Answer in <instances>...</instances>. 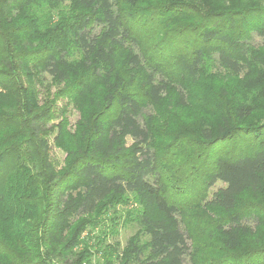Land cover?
Wrapping results in <instances>:
<instances>
[{
  "label": "trees",
  "instance_id": "16d2710c",
  "mask_svg": "<svg viewBox=\"0 0 264 264\" xmlns=\"http://www.w3.org/2000/svg\"><path fill=\"white\" fill-rule=\"evenodd\" d=\"M141 1L0 0V36L6 44L0 56L5 60L0 99L1 83L7 78L18 107L16 114L0 115V129L6 131L0 139V214L14 202L21 228L28 224L32 234L24 236L19 230L17 242L6 245L14 249L11 256L3 254L7 261L67 262L73 247L66 234L71 219L95 213L110 197L132 193L143 207L138 222L146 239L130 241L127 260L237 263L232 253L242 244L247 232L242 221L247 217L234 210L241 195L264 192V123L240 125L253 114L254 105L238 101L223 111L217 135L211 128L203 130L211 147L243 135L254 138L255 144L235 153L220 151L213 158L201 203L221 211L227 224L218 225L222 247L201 255L202 244L189 229L183 206L165 186L146 108L171 90L186 104L188 81L212 69L234 74L255 70L263 82L264 44L251 41L254 35L264 39V7L204 11L199 5L189 8L184 2H171L161 6L163 17L152 25L163 31V37L151 45L138 28ZM39 72L66 82L75 78L84 95L98 90L95 94L102 96L89 110L104 109L84 126L62 170L54 165L46 138L50 111L42 109L34 89ZM10 131L14 134L7 137ZM28 157L35 160L32 165L26 164ZM11 160L16 166L11 175L4 174ZM217 182L225 186L210 195ZM30 210L39 212V217L27 216ZM254 251H264V245ZM259 259L256 264H264V256Z\"/></svg>",
  "mask_w": 264,
  "mask_h": 264
},
{
  "label": "rangeland",
  "instance_id": "374dc122",
  "mask_svg": "<svg viewBox=\"0 0 264 264\" xmlns=\"http://www.w3.org/2000/svg\"><path fill=\"white\" fill-rule=\"evenodd\" d=\"M171 2H184L189 8L199 5L204 11L224 7H264V0H142L138 4V28L141 34L147 36L146 39L151 45L163 37V31L160 32L161 29L159 30L157 25H154V29L152 25L156 24V19L163 17L160 16L163 15L160 13L161 6H169ZM171 32L173 33L174 29ZM251 43L262 45L264 39L254 35ZM5 46V40L0 36V56L4 53ZM4 66L5 60L2 59L0 70ZM207 72L199 79L188 81L186 104H181L175 90H171L159 103L149 102L146 108L147 115L152 119L165 186L170 196L183 206L188 227L194 237L198 238V244H202L199 255L203 252L213 253L222 247L218 225L227 224V217H224L221 211L206 208L201 203L206 189L204 180L212 170L213 158L220 151L230 154L247 150L255 144L254 138L243 135L211 147L203 138V130L211 128L214 135H217V125L222 120L221 114L238 101L249 102L255 107L253 114L240 122L241 126L256 127L264 123V81L261 82L255 70L243 74H234L224 69H212ZM37 76L34 89L42 109L50 111L51 114L44 127L51 157L56 168L62 170L69 162L70 152L80 142L84 126L88 125L87 122L94 121L104 109L102 107L89 110L91 105L101 102L102 96L95 94L98 90L84 95L78 90V81L75 78L66 82L53 79L48 73L39 72ZM1 87L4 95L0 99V115L16 114L18 107L10 80L5 78ZM5 132L0 129V139L1 134ZM10 132H7V137L14 134ZM34 162L30 157L26 160L28 165ZM12 166H16L14 160L4 167V174L7 172V175H11ZM222 186H225L223 182H217L209 189L210 195ZM4 207L0 214V264H15L14 261L2 258L3 254L11 256L10 251L14 250L6 245L17 242L19 230L24 231V236L32 234L28 224L21 228L20 217L14 210V202ZM234 211L247 217L242 221V225L247 226V232L242 236V244L232 253L236 257L235 264H256L259 258L264 256V251H254L256 247L261 248L264 245V192L258 196L248 193L241 195ZM36 212L30 210L27 216L38 218L40 213ZM142 212L143 207L137 197L126 193L108 198L93 214L73 217L70 228L66 231L73 247L67 252L68 261L57 264H142L137 260H127L130 241L133 239L135 242H141L146 239L138 222ZM202 256L212 259L209 254ZM34 261L36 264L41 263L40 260ZM207 262L206 264H210V261Z\"/></svg>",
  "mask_w": 264,
  "mask_h": 264
}]
</instances>
